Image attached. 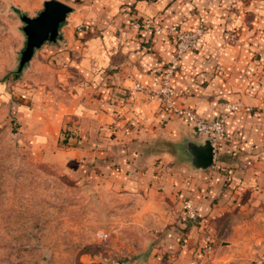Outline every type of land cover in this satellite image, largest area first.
<instances>
[{
	"label": "crops",
	"instance_id": "0c3cea01",
	"mask_svg": "<svg viewBox=\"0 0 264 264\" xmlns=\"http://www.w3.org/2000/svg\"><path fill=\"white\" fill-rule=\"evenodd\" d=\"M61 1L71 11L59 38L35 50L12 101L30 147L72 178L109 180L144 217L162 214L172 264H264V0ZM199 23L207 32L180 60L175 102L206 118L237 103L226 128L238 148L220 145L204 169L187 153L202 135L133 88L159 84L174 49L165 26Z\"/></svg>",
	"mask_w": 264,
	"mask_h": 264
},
{
	"label": "rangeland",
	"instance_id": "374dc122",
	"mask_svg": "<svg viewBox=\"0 0 264 264\" xmlns=\"http://www.w3.org/2000/svg\"><path fill=\"white\" fill-rule=\"evenodd\" d=\"M43 1L0 0V264H172L162 214L137 213L109 180L70 177L20 130L12 101L30 82L32 58L16 72L26 42L20 15H36Z\"/></svg>",
	"mask_w": 264,
	"mask_h": 264
},
{
	"label": "built area",
	"instance_id": "2783aa9c",
	"mask_svg": "<svg viewBox=\"0 0 264 264\" xmlns=\"http://www.w3.org/2000/svg\"><path fill=\"white\" fill-rule=\"evenodd\" d=\"M144 25L147 27L153 26L155 30L162 29L161 25L158 23L152 24L150 21L144 22ZM165 30L174 33V49L161 72L159 84L157 86L147 87L141 83H135L133 88L147 91L148 97L157 98L170 111L183 117L191 124L195 134L207 135L211 139L214 155L222 144H225L230 149L238 148V142L235 141L233 135L226 128V119L229 115L234 114V108L237 103H228V110L218 117L206 118L198 115L191 107L175 102V98L181 95L183 90L177 88L172 83V78L184 53L195 48L198 41L207 32L206 25L199 23L191 29H181L176 25H167L165 26ZM245 109L248 110L250 107L246 106ZM183 206L188 217L192 218L195 216L193 205L189 200L184 201ZM98 234L102 238L107 236V233L104 231H100ZM185 239L184 237L183 241ZM261 263H264V258L261 260Z\"/></svg>",
	"mask_w": 264,
	"mask_h": 264
},
{
	"label": "water",
	"instance_id": "95a60500",
	"mask_svg": "<svg viewBox=\"0 0 264 264\" xmlns=\"http://www.w3.org/2000/svg\"><path fill=\"white\" fill-rule=\"evenodd\" d=\"M70 11L71 6L61 0H44L43 7L36 15H20L26 42L21 51L16 72L21 71L32 57L35 49L46 42L57 41L60 26ZM187 153L188 159L196 168L204 169L213 163V146L207 135H203L198 141H191L187 146Z\"/></svg>",
	"mask_w": 264,
	"mask_h": 264
},
{
	"label": "trees",
	"instance_id": "16d2710c",
	"mask_svg": "<svg viewBox=\"0 0 264 264\" xmlns=\"http://www.w3.org/2000/svg\"><path fill=\"white\" fill-rule=\"evenodd\" d=\"M86 35H87V33H85V35H84V36H86ZM63 133H64V134H66V130H63Z\"/></svg>",
	"mask_w": 264,
	"mask_h": 264
}]
</instances>
